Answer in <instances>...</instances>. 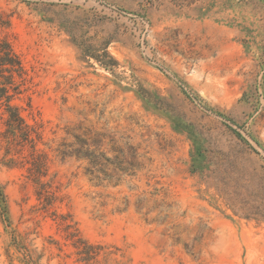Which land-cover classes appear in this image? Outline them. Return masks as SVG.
<instances>
[{"label": "rangeland", "instance_id": "374dc122", "mask_svg": "<svg viewBox=\"0 0 264 264\" xmlns=\"http://www.w3.org/2000/svg\"><path fill=\"white\" fill-rule=\"evenodd\" d=\"M2 43L0 264H264V0H0Z\"/></svg>", "mask_w": 264, "mask_h": 264}, {"label": "trees", "instance_id": "16d2710c", "mask_svg": "<svg viewBox=\"0 0 264 264\" xmlns=\"http://www.w3.org/2000/svg\"><path fill=\"white\" fill-rule=\"evenodd\" d=\"M22 65L18 56L7 43L0 44V148L4 149L2 160L5 163H22L23 157L14 156L24 145L33 148L30 153L31 163H42L39 156H34V140L37 133L21 116L18 107L12 103L18 85L14 75H20Z\"/></svg>", "mask_w": 264, "mask_h": 264}]
</instances>
